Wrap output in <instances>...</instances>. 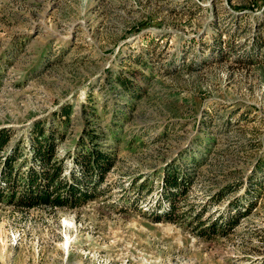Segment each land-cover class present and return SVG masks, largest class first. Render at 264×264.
I'll list each match as a JSON object with an SVG mask.
<instances>
[{
	"label": "rangeland",
	"instance_id": "obj_1",
	"mask_svg": "<svg viewBox=\"0 0 264 264\" xmlns=\"http://www.w3.org/2000/svg\"><path fill=\"white\" fill-rule=\"evenodd\" d=\"M35 121L62 133L58 155L98 135L107 190L76 209L1 203L0 264H264V0H0L7 145ZM167 167L186 176L178 209L228 214L225 235L125 205L138 186L146 208Z\"/></svg>",
	"mask_w": 264,
	"mask_h": 264
},
{
	"label": "trees",
	"instance_id": "obj_2",
	"mask_svg": "<svg viewBox=\"0 0 264 264\" xmlns=\"http://www.w3.org/2000/svg\"><path fill=\"white\" fill-rule=\"evenodd\" d=\"M117 81L125 86L121 79ZM71 107L70 104L61 107L57 113L59 118L66 121ZM53 123L45 127L41 121H35L23 147L19 143L8 146V133L0 131V204L19 210L76 209L101 197L107 190V186L101 188V185L113 165L114 156L97 144L98 135L85 130L74 143L73 150L66 149L58 155L62 133L56 130ZM160 178L156 194L146 208L136 205V202H142L141 195L137 194L141 189L138 186L132 189L133 195L128 194L123 199L125 205L135 203L134 207L147 215L150 222L175 223L184 220L200 237L226 234L223 227L230 228L233 221L228 214L219 213L212 220H202L203 210L193 213L191 204H186L188 208L185 210L178 209L177 203L188 189L184 174L167 167ZM143 188L146 189L145 186ZM181 205H184L183 202ZM127 207L123 206V209ZM241 207L236 211L238 216L243 217L249 209ZM227 208H235L233 202L229 201Z\"/></svg>",
	"mask_w": 264,
	"mask_h": 264
}]
</instances>
